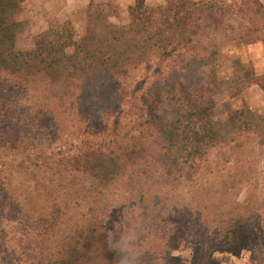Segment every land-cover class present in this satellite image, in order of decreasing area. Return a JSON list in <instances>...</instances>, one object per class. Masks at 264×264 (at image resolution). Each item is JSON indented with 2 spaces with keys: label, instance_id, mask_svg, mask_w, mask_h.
Segmentation results:
<instances>
[{
  "label": "trees",
  "instance_id": "16d2710c",
  "mask_svg": "<svg viewBox=\"0 0 264 264\" xmlns=\"http://www.w3.org/2000/svg\"><path fill=\"white\" fill-rule=\"evenodd\" d=\"M18 9L19 0H0V244L20 237L16 224L26 217L38 225L49 219L43 227L58 234L59 215L66 218L64 236L72 246L59 251L49 246L42 250L50 253L45 260L30 264H94L99 256L118 264L116 252L103 251L96 238L101 227L91 217L100 210L86 195L84 205L69 199L61 202L64 208L59 198L46 197V190L34 198L37 190L30 186L21 202L5 181L7 173L32 169L34 179L44 180L42 190L53 187L59 194L74 180L103 192L110 183L105 172L110 160L122 165L120 177L159 173L167 147L193 161L207 160L219 143L216 131L178 127L171 116L212 105L214 87L203 69L217 60L222 41L256 38L264 45V3L167 0L148 10L144 0H136L127 23L105 33L108 46L93 47L98 34L90 17L86 35L73 42L70 53L48 43L33 51L19 49ZM113 42L119 46H110ZM233 64L239 91L257 85L264 92L263 75L239 59ZM188 69L196 75L192 84ZM28 139L38 141L33 157L25 151ZM243 222L241 214L225 218L229 233L251 231Z\"/></svg>",
  "mask_w": 264,
  "mask_h": 264
},
{
  "label": "rangeland",
  "instance_id": "374dc122",
  "mask_svg": "<svg viewBox=\"0 0 264 264\" xmlns=\"http://www.w3.org/2000/svg\"><path fill=\"white\" fill-rule=\"evenodd\" d=\"M19 1L20 9L15 14L21 23L17 47L33 51L41 43H48L63 53H70L73 42L86 35L90 17L98 34L93 47L108 46L105 33L125 25L127 10L136 2ZM166 2L144 0V7L151 10ZM110 46L119 44L113 42ZM236 59L264 76V45L260 40H224L217 60L203 69L214 87L212 105L191 106L185 113L171 116L178 127L195 124L216 131L219 143L207 160L196 157L193 161L176 147H167L161 151L159 173L144 176L128 172L121 177L118 174L122 165L110 160L105 166L110 183L103 192L79 180H74L73 186L69 183L70 188L60 194L53 187L42 190L44 180L34 179L32 169L30 173L26 169L12 174L7 171L9 177L5 181L21 202L31 192L30 186L37 190L34 198L46 190L43 194L59 198L58 206L64 208L67 206L61 202L69 199L84 205L86 195L88 202L100 210L91 218L101 227L96 238L103 251L120 245L117 229L129 218V224L139 234L135 251L140 264H264V92L256 85L237 89L233 64ZM42 78L40 74L38 79ZM195 78L193 70L188 69L187 79L191 84ZM45 141L50 144L49 140ZM37 143L35 139L27 140L25 151L29 157L34 156ZM3 156L9 163V158ZM114 198L123 202L117 206L111 203ZM129 210L134 212L130 217ZM41 212L45 213L44 209ZM238 214L244 217L243 224L250 225L251 231L241 234L227 231L225 218ZM104 216L108 219H101ZM58 217L60 224L54 230L61 229L58 234L52 230L50 234L43 227L51 223L49 219L41 221V225L27 217L17 223L20 237L9 244H0V264L43 261L50 253L42 250L49 246L58 251L72 246L73 240H65L64 236L66 218ZM52 256L56 262L57 252ZM94 264L108 263L99 256Z\"/></svg>",
  "mask_w": 264,
  "mask_h": 264
},
{
  "label": "clouds",
  "instance_id": "9594fccd",
  "mask_svg": "<svg viewBox=\"0 0 264 264\" xmlns=\"http://www.w3.org/2000/svg\"><path fill=\"white\" fill-rule=\"evenodd\" d=\"M121 198H114L111 203L119 206L122 203ZM133 210H129V217L133 214ZM103 220H107L108 216L101 217ZM128 225V231L125 232V227ZM117 235L119 236L120 245L118 247H111V249L116 252L118 256V264H123L125 259L128 260V264H140L139 254L135 251L139 234L135 232V229L129 224H122L117 229ZM116 235V236H117Z\"/></svg>",
  "mask_w": 264,
  "mask_h": 264
},
{
  "label": "crops",
  "instance_id": "0c3cea01",
  "mask_svg": "<svg viewBox=\"0 0 264 264\" xmlns=\"http://www.w3.org/2000/svg\"><path fill=\"white\" fill-rule=\"evenodd\" d=\"M132 1H130V3H131ZM155 3V2H154ZM257 86V85H256ZM259 88V87H258ZM260 89V88H259ZM261 90V89H260Z\"/></svg>",
  "mask_w": 264,
  "mask_h": 264
}]
</instances>
